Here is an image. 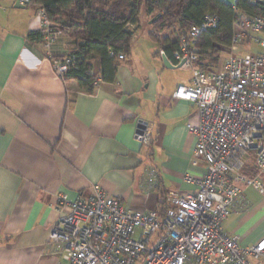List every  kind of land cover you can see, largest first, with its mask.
<instances>
[{
  "label": "crops",
  "instance_id": "0c3cea01",
  "mask_svg": "<svg viewBox=\"0 0 264 264\" xmlns=\"http://www.w3.org/2000/svg\"><path fill=\"white\" fill-rule=\"evenodd\" d=\"M17 1L0 0V264H60L49 243L60 194L73 201L98 186L126 208L146 212L160 208L171 190L197 189L185 177L207 170L203 160L192 164L196 139L188 125L199 124L200 115L194 102L174 98L179 85H191L192 69L165 65L150 34L157 15L144 12L145 33L141 20L114 82L101 80L94 59L98 83L89 93L77 80L65 82L53 64L74 50L72 39L61 35L51 50L30 41L40 31L38 7ZM165 38L176 35L165 31ZM261 51L253 39L242 46L243 53ZM142 122L153 124L151 154L137 138ZM150 166L159 179L153 190L142 186ZM247 172H256L253 158ZM222 231L242 246L256 245L264 237V194L246 188Z\"/></svg>",
  "mask_w": 264,
  "mask_h": 264
},
{
  "label": "built area",
  "instance_id": "2783aa9c",
  "mask_svg": "<svg viewBox=\"0 0 264 264\" xmlns=\"http://www.w3.org/2000/svg\"><path fill=\"white\" fill-rule=\"evenodd\" d=\"M19 1L33 5L32 0ZM250 1L264 6V0ZM37 12L44 45L51 50L62 34L54 30L43 7ZM218 22L216 13H208L199 25L181 31L174 52L177 66L192 69L191 85H179L174 98L194 102L200 115L199 124L188 125L196 139L192 164L203 160L207 170L185 177L197 189L169 191L163 214L126 208L98 186L92 195L73 201L60 194L49 236L64 259L60 264H264V237L256 245L242 246L238 237L222 231L246 188L264 194V15L238 11L229 51L221 55L218 68L206 71L196 66L198 40ZM248 39L262 51L243 53ZM53 64L61 76L78 59L64 55ZM137 138L151 154L153 124L145 123ZM250 158L255 174L246 172ZM157 175L150 166L142 186L155 189Z\"/></svg>",
  "mask_w": 264,
  "mask_h": 264
},
{
  "label": "trees",
  "instance_id": "16d2710c",
  "mask_svg": "<svg viewBox=\"0 0 264 264\" xmlns=\"http://www.w3.org/2000/svg\"><path fill=\"white\" fill-rule=\"evenodd\" d=\"M32 1L33 5L28 7H43L54 30L74 42V50L66 55L75 56L78 64L69 67L60 77L65 82L77 80L82 90L89 93L94 92L95 83L98 82V77L92 72L95 58L100 59L101 80H116L120 62L127 59L120 60L119 55H132L143 12L157 15L150 34L160 42L163 53L174 64L179 33L199 25L208 13H216L219 18L217 28L204 33L197 45L199 57L196 66L206 71L218 67L221 55L229 51L238 11L250 16L264 15V6L250 0H239L235 6L220 0ZM167 30L176 35V40H161V33ZM28 39L42 42L44 37L41 31H34L28 35ZM156 187H159L158 177ZM165 197L164 195L163 198ZM168 207L169 204L164 200L157 210L163 214Z\"/></svg>",
  "mask_w": 264,
  "mask_h": 264
},
{
  "label": "water",
  "instance_id": "95a60500",
  "mask_svg": "<svg viewBox=\"0 0 264 264\" xmlns=\"http://www.w3.org/2000/svg\"><path fill=\"white\" fill-rule=\"evenodd\" d=\"M19 3H20V1L18 0L16 6H19V5H18ZM163 60H164V63H165V65H166L167 67L174 68V66L170 63V60L168 59V57H167L166 55H163ZM183 63H184V62H183ZM183 63H182V64H183ZM180 66H182V65H180ZM180 66H178V67H180ZM144 128H145V123H144V122H142V123H140V124L138 125V130H139V132H140L142 129H144Z\"/></svg>",
  "mask_w": 264,
  "mask_h": 264
},
{
  "label": "rangeland",
  "instance_id": "374dc122",
  "mask_svg": "<svg viewBox=\"0 0 264 264\" xmlns=\"http://www.w3.org/2000/svg\"><path fill=\"white\" fill-rule=\"evenodd\" d=\"M141 20H142V25H141L140 31H142V33H145V29H146V25L145 24L146 23H144L145 22V13L144 12L142 13ZM167 31H169V30H167ZM137 35H139V32L136 31V36ZM219 64H220V62H219ZM216 68H218V67H216ZM137 264H140V262L137 263Z\"/></svg>",
  "mask_w": 264,
  "mask_h": 264
}]
</instances>
